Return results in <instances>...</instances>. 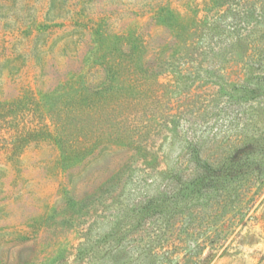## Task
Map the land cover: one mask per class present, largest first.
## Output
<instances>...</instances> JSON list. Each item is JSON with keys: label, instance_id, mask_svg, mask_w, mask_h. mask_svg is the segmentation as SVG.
<instances>
[{"label": "rangeland", "instance_id": "1", "mask_svg": "<svg viewBox=\"0 0 264 264\" xmlns=\"http://www.w3.org/2000/svg\"><path fill=\"white\" fill-rule=\"evenodd\" d=\"M206 1L0 0V264H88L79 248L107 232L135 199L155 192L157 169L172 165L189 138L203 139L206 155L249 144L253 166L264 171L263 22L248 29L239 23L248 39L233 47L225 39L217 64L207 56L192 73L138 71L142 59L132 64L118 51L115 78L98 64L117 34L134 30L159 47V55L147 52L156 65L162 57H187L198 34L175 32L153 15L168 7L189 24L195 12L204 15ZM253 3L264 8V0ZM102 81L109 89L96 93ZM59 131L71 140L66 162ZM259 181L255 176L249 194L258 193L256 202L229 221V235L185 263L264 264Z\"/></svg>", "mask_w": 264, "mask_h": 264}, {"label": "trees", "instance_id": "2", "mask_svg": "<svg viewBox=\"0 0 264 264\" xmlns=\"http://www.w3.org/2000/svg\"><path fill=\"white\" fill-rule=\"evenodd\" d=\"M251 1L207 0L204 15L195 12L189 17V24L184 25L180 24L181 15L175 14L171 8L160 7L153 15L155 21L164 23L175 32L186 29L198 34L196 41L186 45L190 47L187 57H162V63L156 65L147 52L151 47L159 55V47L144 39L141 30H134L124 35L117 34L109 55L104 54V59L98 64L107 68L111 74L109 79L115 78L120 68L116 61H112L115 51L120 52L124 59L127 57L132 64L138 57L141 58L138 71L143 72L167 67L181 74L192 73L205 66L204 58L207 56L214 57L208 64L216 65L215 57L225 39L230 47L239 44L240 39H248L249 35H242L238 28L239 23L247 24L244 29L254 22L264 23V8L259 12ZM227 4V9L217 10ZM230 14L234 16V21L226 22ZM251 19L253 21L250 22ZM95 34L101 38L105 35L101 27L95 29ZM96 40L100 42L102 39ZM244 65L250 69L249 63ZM214 68L219 69L218 66ZM106 85L102 81L94 87V91L102 94L109 89ZM67 140L59 131V148L64 162L70 153L66 146L71 145V140ZM249 147V144L231 146L224 153L206 155L203 139L196 136L189 138L184 152L172 165H162L157 169L161 181L155 192L135 199L113 221L107 232L99 235L91 245L85 242L79 248L78 258L84 260L88 255V264L100 261L106 264H187L189 255H201L206 248L216 246L218 237L224 240L231 232L233 227H229L228 223L232 221L234 225V219L244 216L256 202L258 193L249 195L255 176L259 178L260 186L264 184V179L260 177L264 171L259 165L253 166L256 161L251 158L253 155L248 151ZM154 161H160L158 154L154 155ZM182 253L183 256L177 258ZM199 260L195 259L196 264Z\"/></svg>", "mask_w": 264, "mask_h": 264}]
</instances>
